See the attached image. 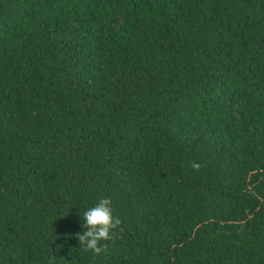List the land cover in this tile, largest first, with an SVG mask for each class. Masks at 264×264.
<instances>
[{"label": "trees", "instance_id": "1", "mask_svg": "<svg viewBox=\"0 0 264 264\" xmlns=\"http://www.w3.org/2000/svg\"><path fill=\"white\" fill-rule=\"evenodd\" d=\"M0 264H264V0H0Z\"/></svg>", "mask_w": 264, "mask_h": 264}, {"label": "clouds", "instance_id": "2", "mask_svg": "<svg viewBox=\"0 0 264 264\" xmlns=\"http://www.w3.org/2000/svg\"><path fill=\"white\" fill-rule=\"evenodd\" d=\"M192 167L199 170L201 165L193 163ZM111 204L110 198H102L98 204L82 213L83 227L86 231L83 234L76 233V236L85 251L91 250L95 254L106 252L108 250L107 242L115 239L116 230L122 221L114 216Z\"/></svg>", "mask_w": 264, "mask_h": 264}]
</instances>
